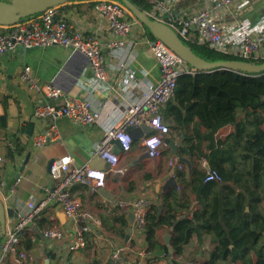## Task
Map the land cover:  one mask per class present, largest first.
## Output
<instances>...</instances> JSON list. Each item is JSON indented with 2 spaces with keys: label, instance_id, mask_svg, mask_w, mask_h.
Here are the masks:
<instances>
[{
  "label": "crops",
  "instance_id": "crops-1",
  "mask_svg": "<svg viewBox=\"0 0 264 264\" xmlns=\"http://www.w3.org/2000/svg\"><path fill=\"white\" fill-rule=\"evenodd\" d=\"M196 2L197 0H179V12L186 15L192 13ZM86 3L75 2V4ZM261 9L260 1L253 2L241 13V18L254 23ZM62 14L75 30L99 36L107 59L109 79L107 82L97 81L82 56L78 55L75 58L70 49L60 46L47 49L19 48L8 56L0 57V100L4 96H9L7 136H19L26 145L27 153H31L30 161L21 173L20 182L14 186L17 172L27 153L17 158L18 170L13 168L9 171V165L7 166L6 174L0 184V199L7 206L18 208L20 215L26 213L27 203L41 201L46 195V189L53 187L54 183L47 172L50 160H57L67 155L77 166L89 165L105 131L124 118L128 111L127 105L131 102L129 92L133 89L125 87V72L120 68L122 63L137 71V77L133 81L134 91L137 94L140 93L143 84L156 83L159 78L158 66L148 45L150 32L143 25L134 24L125 48L112 49L109 47L112 37L108 34L107 21L98 20L93 12H78L72 8L63 10ZM24 66L32 68L33 74L40 83H53L68 97L90 102L94 108L100 110L101 120L94 125L80 127L67 118L58 119L56 124L60 139L42 149H35L33 137L46 129L48 123L34 116L35 98L19 79ZM63 68L67 70L62 71ZM234 130V126H226L218 132L217 138L221 141L226 140ZM205 131V128L201 129V133ZM167 138L175 142L181 141L171 133ZM200 152H207L205 143L202 144ZM3 153V147H0V155ZM120 157L121 166L127 170L120 176H107L106 185L103 187L104 194L98 193L97 190L92 192L84 185H76L71 190L74 198L80 200L83 209L91 212L100 223L99 226H93L94 233L88 238L87 249L83 252L67 254L66 247L73 224L66 219L59 206L52 205L37 216L38 221L34 222V225H37L42 234L46 228L58 225L64 230L65 240L53 242L37 235L38 238L36 240L34 238L35 248L29 251L35 257L36 263L60 264L58 261L50 263L49 255L61 260L70 256L73 264H84L95 258L106 262L111 260L116 248L122 247L124 248L122 264H169L170 258L164 257L162 248L166 246V236H171L172 227L162 225L157 229L160 246L153 252H148L143 234L137 232L130 222L129 215L132 211L117 207L112 202L145 198L151 205H158L159 211L161 208L159 215L166 216L170 208L174 207L178 219L184 217L192 219L193 213L202 209V205L197 202V194L193 192L194 187L199 185L198 174H202V159L195 155L181 156L178 152L174 154L165 143L161 156L157 160H151L146 154L141 139L134 142L130 152H121ZM181 158L187 159L189 163L181 162ZM179 165L183 166L182 170L178 169ZM180 173L184 175L181 177ZM170 178L175 179L178 187L164 190ZM259 208L264 210V202ZM249 209L247 207V211ZM123 213L127 214L129 222L125 236L122 237V227L116 218ZM131 228L133 232L130 234ZM128 234L130 237L126 239ZM214 247L210 235H203L202 242H199L198 236L194 235L185 245L182 254L176 257V261L178 264H208ZM172 256L171 258L174 259ZM155 258L159 259L154 261ZM252 259L253 262L257 260L255 255ZM0 264L13 263L11 258L2 260L0 252Z\"/></svg>",
  "mask_w": 264,
  "mask_h": 264
},
{
  "label": "built area",
  "instance_id": "built-area-1",
  "mask_svg": "<svg viewBox=\"0 0 264 264\" xmlns=\"http://www.w3.org/2000/svg\"><path fill=\"white\" fill-rule=\"evenodd\" d=\"M260 1L262 9L254 23L241 18V13L253 2ZM94 3L93 13L98 20L108 22V34L112 37L109 47L125 48L127 38L134 24L142 25L119 1L89 0ZM150 9L144 11L150 18L160 21L173 29L181 39L188 40L195 34L199 44L207 45L216 51L232 53L245 60L264 62V0H197L192 13L186 15L179 12V0H146ZM164 15L168 17L162 19ZM151 35V34H150ZM149 49L156 60L159 78L156 83L143 84L137 94L133 81L137 71L122 63L121 71L125 72V87L130 90L131 102L124 118L115 126L108 128L96 149L93 157L99 156L109 165L108 170L93 169L89 165L77 166L70 156L54 160L50 178L54 183L46 189V195L39 202L26 204L27 211L10 226L0 243L1 259L11 258L13 264H32L35 257L21 248V237L25 231L33 232L32 226L37 216L52 205L59 206L67 220L73 224L67 254L83 252L87 249L88 238L94 233L93 226H99L95 216L84 210L80 200L74 198L72 188L84 185L94 192L106 185L108 175L120 176L126 168L121 166L120 153L130 152L134 141L128 135V128L153 130L150 135L141 138L149 159L157 160L162 153L165 139L170 134L169 126L164 122L162 108L175 96L178 78L182 74L196 73L167 45L151 35ZM60 46L70 49L73 54L82 56L90 66L97 81L107 82L109 79L107 59L103 53L99 36L75 30L64 18L60 7L24 19L14 25H0V57L8 56L19 48L47 49ZM19 79L35 98L34 116L47 121V128L33 137V147L42 149L60 139L58 119L67 118L74 125L88 127L98 123L102 114L86 100L68 97L65 92L53 83H40L33 74L32 68L24 66ZM133 85V86H132ZM19 137V136H18ZM113 140L120 141L122 150L114 153ZM9 163V171L19 169L17 162ZM7 163L0 155V166ZM172 165V163H170ZM204 182H222V177L211 169L208 161L202 159ZM183 169L182 165L178 166ZM20 182L16 179L14 186ZM120 208L130 209L134 215L133 227L143 234L146 217L151 208L149 200L136 198L124 202H112ZM45 239L53 242L65 240L64 230L53 225L43 231ZM124 248H116L111 256L115 264H122Z\"/></svg>",
  "mask_w": 264,
  "mask_h": 264
},
{
  "label": "trees",
  "instance_id": "trees-1",
  "mask_svg": "<svg viewBox=\"0 0 264 264\" xmlns=\"http://www.w3.org/2000/svg\"><path fill=\"white\" fill-rule=\"evenodd\" d=\"M128 1L142 11L150 9L146 0ZM75 2L60 7V11L69 8L78 12L93 11L94 3ZM182 40L196 55L208 61L262 63L199 44L195 34H191L188 40ZM0 104V147L4 149L2 156L7 161L0 166L1 184L8 164L27 153V148L20 137L7 136L9 96H4ZM161 113L170 133L184 141V146L178 149L179 155L206 159L211 169L222 177V182L218 185L205 183V174H198L199 185L193 192L197 194V202L202 209L194 212L192 219H178L174 207L166 216L159 215V206L151 205L143 232L147 251L153 252L160 246L157 229L169 225L172 227L170 247L175 255L170 254L167 246L162 249L164 257L172 256L175 264H178L176 257L182 254L194 235L198 236L199 242H202L203 235L212 237L215 247L208 264H264V210L259 208L264 202V73H203L196 70L194 75L182 74L178 78L174 98L162 108ZM226 126H234L235 130L221 141L217 134ZM202 128H205V133H201ZM203 143L206 153L200 152ZM183 175L180 173L181 177ZM37 221L36 218L34 222ZM116 221L122 227V237L125 236L129 222L127 214L123 213ZM34 238H38L35 232L25 231L21 237V248L27 252L33 250ZM253 255L256 262H253ZM70 258L61 260L49 255L48 259L50 263L73 264ZM84 264L115 263L95 258Z\"/></svg>",
  "mask_w": 264,
  "mask_h": 264
},
{
  "label": "water",
  "instance_id": "water-1",
  "mask_svg": "<svg viewBox=\"0 0 264 264\" xmlns=\"http://www.w3.org/2000/svg\"><path fill=\"white\" fill-rule=\"evenodd\" d=\"M77 0H13L12 2H6L0 0V25H14L20 21L38 15L47 9L53 7H62L68 4H72ZM120 1L128 11L153 35L155 38L167 45L176 55H178L184 62H186L191 68L203 72H220V71H232L236 73H243L249 75H257L264 73L263 63H251L239 60H226V61H208L198 55H196L180 38V36L166 24L150 18L144 11L137 8L128 0ZM168 16L164 15L162 19H166ZM75 58L78 54H74ZM67 70L63 68L62 71ZM128 135L135 142L140 140L145 135H150L153 130L149 127L142 128H128ZM165 142L169 145L174 154L178 152L179 148L184 146V141L175 142L170 138H166ZM114 153L119 154L122 150L120 141L113 140ZM148 156V155H147ZM146 157V156H145ZM31 158V153H27L24 162L21 165L20 170L17 172L16 178L19 179L21 173L25 170ZM181 162L189 163L187 159L181 158ZM54 160H50L47 165V172L51 173V167ZM89 166L93 169L108 170L110 165L101 157L95 156L89 163ZM171 187L177 188V183L174 178H170L165 186L164 190H168ZM97 192L104 194L103 188L97 189ZM161 213V208L159 214ZM19 209L15 206H7L6 203L0 199V243L3 236L6 233L8 226L12 225L19 218ZM130 222L134 223V215L131 213ZM33 232L40 237H44L39 231L37 225L32 226ZM133 232V228L130 229V234ZM130 234L126 235V239L130 237ZM171 236H166V246L169 249L171 255L174 254L170 247ZM169 264H175L173 259H169Z\"/></svg>",
  "mask_w": 264,
  "mask_h": 264
},
{
  "label": "rangeland",
  "instance_id": "rangeland-1",
  "mask_svg": "<svg viewBox=\"0 0 264 264\" xmlns=\"http://www.w3.org/2000/svg\"><path fill=\"white\" fill-rule=\"evenodd\" d=\"M2 1H6V2H12L13 0H2Z\"/></svg>",
  "mask_w": 264,
  "mask_h": 264
}]
</instances>
